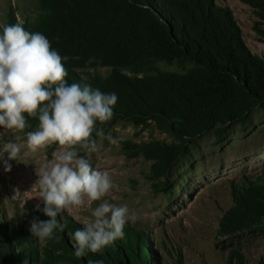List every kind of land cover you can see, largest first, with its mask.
<instances>
[{
    "label": "trees",
    "instance_id": "16d2710c",
    "mask_svg": "<svg viewBox=\"0 0 264 264\" xmlns=\"http://www.w3.org/2000/svg\"><path fill=\"white\" fill-rule=\"evenodd\" d=\"M248 1L259 6L264 17V0ZM40 4L43 14L31 32L46 35L63 57L69 84L116 93L113 119L154 124L177 140L145 146V155L158 160L154 166L158 174L173 169L204 132L216 128L218 138H223L230 124L243 123L254 109H264V59L248 47L230 9L214 0H40ZM91 57L95 60L90 63ZM159 62L175 64L181 71L161 70ZM99 66L112 70L106 77L80 71ZM27 119L31 128L25 130H36L38 119ZM239 191L234 207L220 222L224 235L238 236L264 224V181ZM124 231L123 239L100 253L77 258L72 249L66 254L69 264L96 260L152 264L141 234L130 225ZM0 233L4 235L0 264L34 261L27 235L15 227L8 231L6 225ZM55 234L59 238V232Z\"/></svg>",
    "mask_w": 264,
    "mask_h": 264
},
{
    "label": "rangeland",
    "instance_id": "374dc122",
    "mask_svg": "<svg viewBox=\"0 0 264 264\" xmlns=\"http://www.w3.org/2000/svg\"><path fill=\"white\" fill-rule=\"evenodd\" d=\"M214 2L230 9L248 47L264 59L261 8L248 0ZM42 14L40 0H0V34L5 25L16 23L31 32ZM157 66L165 71H181L167 62ZM111 70L108 66L80 69L84 75L104 77ZM101 129L103 135L93 133L97 151L91 154L90 162L93 168L108 171L116 184L104 199L127 205L136 213L137 222L128 225L141 234L143 246L150 248L152 264H264V224L238 236L220 232L222 217L234 207L239 189L264 181L263 108L254 109L243 123L230 124L223 138H218L216 128L204 132L166 175L154 171L158 160L148 158L144 149L156 141L176 142L174 137L154 124L139 126L128 118L98 123L97 130ZM27 132L12 130L0 135V227L6 225L8 231L15 227L31 239L35 255L31 264H69L66 254H71L75 241L68 225L82 228L101 201L58 216L57 222L66 225L63 231L57 230L58 240L42 243L33 236L30 222L34 218L49 219L35 208L38 203L43 207L35 185L36 169L53 158L58 146L31 153L26 146ZM9 140L23 147L18 160L9 161L11 171L5 172L8 154L2 148ZM80 155L85 152L81 150ZM0 238H4L1 233Z\"/></svg>",
    "mask_w": 264,
    "mask_h": 264
},
{
    "label": "clouds",
    "instance_id": "9594fccd",
    "mask_svg": "<svg viewBox=\"0 0 264 264\" xmlns=\"http://www.w3.org/2000/svg\"><path fill=\"white\" fill-rule=\"evenodd\" d=\"M95 60L91 57L89 62ZM63 57L41 32H30L20 24L5 25L0 34V135L8 131L24 132L31 128L27 118H37L38 126L26 133V146L31 153L57 145L53 158L36 169L39 198L35 208L49 219L34 218L30 232L40 242L59 239L55 233L66 225L57 222L64 212L91 207L92 219L75 230L74 255L100 253L125 237V226L137 222V215L127 205L110 203L104 198L116 187L108 171L93 168L90 157L97 151L93 138L103 135L97 124L114 117L118 102L116 93H104L89 84H69ZM113 143L116 141L113 140ZM22 145L9 140L3 145L7 153L4 171L10 172L9 161L18 160ZM83 150L85 155H80ZM89 264H104L103 260Z\"/></svg>",
    "mask_w": 264,
    "mask_h": 264
}]
</instances>
